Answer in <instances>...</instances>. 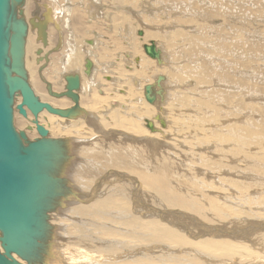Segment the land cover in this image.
Wrapping results in <instances>:
<instances>
[{"label": "rangeland", "instance_id": "rangeland-1", "mask_svg": "<svg viewBox=\"0 0 264 264\" xmlns=\"http://www.w3.org/2000/svg\"><path fill=\"white\" fill-rule=\"evenodd\" d=\"M51 1L52 0H23L22 4L17 7V10L18 12L19 10L22 11V16L19 13L18 16L23 17L28 23V31L25 39L26 41L29 40L32 44V46H30L29 56H31V64L33 65L30 64L28 67L29 69H26L24 62L26 73L34 69L32 70L31 80L33 83L31 82L32 84H30L32 88H34L38 98L40 94H43L45 98H49L48 100H55L57 97L50 96L47 92L46 87L49 90L51 87L49 88L47 86L45 78H48L47 83L49 85L50 83L55 84L54 91L51 89V92H64L66 90L64 87L66 82H64L65 80L62 74L64 73V69L70 71L66 66H71V69L72 64L65 65V68L58 66L61 64L59 59L63 53L56 50L57 54H55L54 49L61 47L62 39L59 42L57 41L59 40L57 38L58 35L55 33L53 26L47 23L48 28L43 29V31L38 28L37 25L36 28L32 27L29 23V20L32 19V23L43 24V21L46 20V9L45 11L43 10L42 4L50 5ZM57 1L65 2L64 8H62L63 10L66 9L69 4L67 2L68 0ZM149 3L150 8H152V14L155 15L153 16L154 23L146 21L150 17L149 12L147 13L146 20L141 18L140 21L136 22L138 26L142 25L140 28L143 29L146 35L140 37L139 35L136 36L134 32V36H131L129 40L127 39L128 41L125 43L126 47L122 49L124 51L122 56L117 57L118 62H120L124 68L122 69L121 66L117 67L115 65L113 70L104 73L99 71L98 74H96V69H93V76L90 79L94 78L96 83L99 81L98 84L102 85L101 87L104 88L102 89V92H104L102 95L99 93L97 86L90 85V80L82 73L84 69V55L81 49L86 48L92 50L93 47L89 46L86 42H84L83 46L79 43L82 48L78 46V54L76 53L78 61L73 68H76V70L78 69L76 73L81 75V86L84 89L80 87L79 90L81 92H76L77 94L80 92L78 94V105L81 100L90 96L92 93L106 99L105 107L103 105L98 108V110L96 109L94 111V118L88 113L86 116H84V113L79 114L76 118L78 123L71 124L75 121L74 119L67 120L54 115L55 118L62 119L59 125H55V122H53L51 126H54V128H52L45 123L46 116L52 114L47 113L44 109L38 113L40 123L44 124L49 130L47 138H52L50 132L52 129L55 131V127H58L57 129L66 136V138L65 136L59 137L63 139L61 140L63 141L61 144L62 149L69 145V148L67 147L66 149L68 151L70 150V153L66 152V157H68L66 158L67 161L65 160L64 154V159H62V161L64 164L66 163L68 171H70V174L72 173V176L75 177V175H79L80 178H83V186L85 189L82 191L85 192V194L89 192L90 195L93 194V189L96 183H98V185L101 186V191L99 190L101 193L97 192L98 195H103L102 192L104 193L103 189L105 188L110 192L114 190L117 195H114L115 197H118L119 194L123 195L121 197H125L124 201L126 205L124 207L126 210H129L124 212L127 213L125 214L127 215L125 218L124 216H119L117 213H114L112 215H107V217L105 216L106 218L89 216L85 217L84 220L81 219V223H84L86 218L89 223V219H91L94 226H88L89 224H86V228H88L89 231L92 229L90 232L95 228V232L93 231L92 233L96 235L94 234L93 237L104 239L103 241L107 238L109 239V235L105 236L104 234L101 236L103 233L98 229H101V224L109 227L111 226L112 231L114 230L113 232L115 233L114 236L117 234V236H113L112 240L114 242H119L120 239L122 241L120 243H123L125 240L124 246L120 248L116 254L112 255L109 252L103 251V246L106 245L105 243H98V241H93V243L92 240H86L83 243L80 240V242L78 241L79 243L75 242L77 240L73 241V239L67 241L61 235L67 234L68 237H71L75 232V228L73 225L71 226V221L69 220L70 223L68 221L69 215L65 212L60 215L57 212L60 210L57 209H55V211L54 209H49V211L46 212L48 230L45 231L44 234H47L51 229L59 232L60 235L56 238L57 248L54 249V252L60 260L63 259L65 261L61 260L62 264H105L109 263L112 259L121 262H114L117 264H264V224H262L264 222V0H151ZM48 5L47 8L49 7ZM61 7L62 6L57 8V10L60 11ZM57 10L53 8V11ZM148 11L150 10L148 9ZM54 15L55 23L59 25L58 22H63V15H65V12H58ZM48 18L50 19V16H48ZM41 31H46V35L49 33V35L52 36L51 38L49 36V40L47 36H45V41L48 42H46L45 45L48 46L49 49L48 47L46 49L45 45L41 43L43 40L40 41L39 33H41ZM63 38L65 39L64 35ZM150 39L154 40L158 46H161L160 48L163 51L162 57H164L162 58V64L150 58L142 49V45L148 43L147 41ZM77 41L79 42L78 39ZM201 41L203 42L201 43ZM71 42L75 44L73 40H71ZM115 42L119 43L118 41ZM132 45L133 48L137 50L136 53H141L142 51L141 56L137 54V56L140 57L139 63L134 61L136 54L132 53ZM26 46L25 43V47ZM120 47L121 45L116 49ZM43 48L44 50H42ZM62 49H64V46ZM41 51H43V56H41ZM110 52L111 51H109V53ZM24 53H27L26 49ZM124 53L130 54L129 57L127 56L129 59L123 57V55H125ZM39 54L40 56H38ZM45 54L48 55V59L51 61L49 64L48 59L47 61L42 59V57L46 56ZM25 59L29 58L24 54V60ZM53 60L57 63L53 64ZM142 61L145 62L144 64L147 67L149 66V68H152V70H146L147 72L144 75L145 78H141L137 75V69L141 68ZM40 63L42 64L40 65ZM129 63H131V65ZM45 64L46 67L48 66L46 68L48 73L46 69L43 70ZM32 66L33 68H30ZM56 68L61 69L57 70ZM119 71L123 74L122 76L119 75ZM149 71L151 72L149 73ZM201 71L203 72L201 77L203 83L197 81ZM33 72L35 73L33 74ZM61 72L62 74L60 75ZM40 73H42V75H44V73H51L49 74L50 80L49 75H44L43 77L39 76ZM157 74H164L165 77L167 76L166 79L169 80H166V83L163 82L166 90L165 106L161 104L162 102H158V105L160 104L162 106L163 111H158V105L157 107L153 106L155 112H162L164 115L162 113L161 115L167 120V126L163 129L164 134L161 135L158 133V138L151 137L157 140L152 139V141L150 140L151 138L145 137L148 142L132 144L129 140H125V134H121L124 133L121 130L119 131L108 127L105 128V124L107 122L109 123L110 114L114 111H117L119 114L122 113L124 116L134 117L130 110H133L131 108L136 103V94L139 95L137 92L141 90L142 96L143 85L154 80L153 77ZM105 75L111 76L118 81H107L106 78H104ZM134 79L138 81L136 84ZM55 81L58 82L55 83ZM34 82H38L40 87H37L36 84L38 83L35 84ZM60 84H62L61 89L63 90L58 88ZM119 88L125 89L128 93H120ZM38 89L41 91H38ZM135 90L136 92H134ZM84 92H89V95L87 96ZM129 92L134 94V98L131 99V102L129 100L131 97L126 95L129 94ZM62 97V99L67 98L66 102L68 100V106L70 104V106L73 105V102H71L72 100L70 101L71 98L68 96ZM40 98L42 97L40 96ZM140 99H144L143 96ZM45 100L48 102L47 99H42V101ZM138 103L139 102H137L136 105L140 104ZM17 104L14 103L13 109V123L15 128L17 130H23L26 129L27 125L33 126L28 121V119H33L30 110L25 108L27 111L26 116L21 115L15 108ZM68 106L66 108H68ZM81 109L83 110V108ZM155 112L154 115L156 114ZM89 118L96 119V121L100 123L98 124L93 119V121H89ZM149 119H153V117ZM138 121L141 125H144L142 119H138ZM154 121L157 122L156 120ZM68 123L69 125L67 127L66 125ZM78 124H82V128L79 127ZM98 126L101 127L99 128ZM158 127H160L159 123ZM64 128L65 131H63ZM143 128L145 129L146 127L143 126ZM246 128L254 130L252 131V135L240 133ZM108 130L109 132L110 130L113 132H110V134L107 133L109 137L106 134ZM145 130L149 131L148 128ZM26 133L30 140L35 136V138L39 137L36 129H33V131L26 130ZM72 140H78L77 142L80 143L74 145L75 142L72 144ZM66 142L68 145H66ZM150 144L151 146H149ZM91 147L95 148V153L94 155H87L88 153H86V151L92 149ZM80 150L82 152H80ZM73 157L75 158L71 160ZM69 161L71 162L68 165L67 162ZM89 163L93 166H90ZM113 164H115V166ZM71 165L72 167H70ZM125 165H129L136 169L138 173L140 171L150 177L156 178V181L157 179H161L163 180V184L158 185V183L155 184L154 182L152 186L156 189L153 187L148 188L140 181L137 176L138 173L133 175L129 171V167L125 168ZM73 170L75 172H72ZM122 173H126L131 177L124 178ZM58 174H60V172L57 170L51 171V175L54 176L52 177L57 178V180H59V186H62L61 188H55L58 189L57 197H63L65 195V197L71 198L73 193L70 190L76 191L72 187H70L72 189L69 190V186L62 184L64 181L62 182V180H60ZM113 182H116V184ZM101 183L103 185H101ZM123 184L124 187H126L125 190L124 187H122L123 190H121L117 189L119 186H114H123ZM157 186L167 190L175 200L171 206L168 205L163 198H160L161 196H159V193L156 191L160 187ZM66 187L68 189L66 190L67 195L69 196L64 194L63 189H66ZM120 190L121 192L118 193ZM69 192L70 194H68ZM78 199H82L81 201L84 203H87L88 200L83 197ZM83 199L86 201H83ZM90 199L91 198H89V200ZM133 216L138 217L140 220L139 224H141L142 221L153 219L160 224L166 225L177 231L183 238L186 237L184 238L186 244L181 243V245L177 238L171 239L165 235H158L157 237L154 235L155 233L151 234V232L146 229L139 228L137 224H135V226L132 223H128L129 220H127V218L129 219L130 217V219H132L134 218ZM71 217L75 218L74 215H71ZM112 219L113 221L115 220L114 223L111 222ZM194 219L203 225H199L197 222L195 223ZM122 220L128 224H123ZM58 224L62 225L61 229L52 226ZM120 224H123V226ZM252 224L255 225L252 226ZM216 228L221 229L218 231ZM254 228L257 232H255ZM96 231L100 234L98 235ZM259 236L261 239H259ZM58 239L60 241H58ZM201 240L205 242L204 244L217 241L219 245H221V243L222 245L217 246V249L213 246L212 248L209 247V249H202L201 247H206L207 245H203V243H198L199 247L196 245L197 242ZM66 241L67 243L71 242V245L67 244ZM195 241L196 243H194ZM63 244L65 245L64 247H62ZM157 245L158 247H155ZM177 245L178 247H176ZM61 248H66V250L61 251ZM115 248L119 247L115 246ZM193 248L195 251L192 250ZM99 249L101 250L99 251ZM184 249L186 252H183L185 251ZM58 251H60V254ZM69 251L72 252V254L74 253L77 257L75 256L74 259L73 254L72 259H70L71 254ZM79 253H81L80 256ZM82 253H84V255Z\"/></svg>", "mask_w": 264, "mask_h": 264}, {"label": "water", "instance_id": "water-1", "mask_svg": "<svg viewBox=\"0 0 264 264\" xmlns=\"http://www.w3.org/2000/svg\"><path fill=\"white\" fill-rule=\"evenodd\" d=\"M22 2L23 0H0V264L38 262L35 243L36 240L42 239L44 232L48 230L46 212L51 208L48 201L52 189L59 187L58 180L52 177L51 171H56V161L61 164L63 154L66 159V146L63 150L56 138H47L49 130L44 124H38V113L44 109L47 113L64 119H76L83 113L84 116L87 115L78 105V94L65 91L53 93L46 87L48 94L54 97H62L65 94L70 96L73 105L64 109L56 108L35 95L24 68L28 23L18 16V13L22 16V11L17 10ZM29 23L32 27L43 26L32 23V19ZM138 34L142 35V31ZM45 36L44 32V42ZM143 49L148 56L160 63V51L155 50L153 41L144 44ZM42 59L47 61L45 57ZM84 68V74L90 76L93 63L88 57L84 59ZM163 77L165 80L166 77ZM163 77L157 75L154 83L144 85L143 96L147 102L152 103L157 95L160 96L163 91L165 93V88H162L160 82L162 80L163 84ZM67 81L70 91L79 90L78 75L67 77ZM15 96L21 98L15 106L17 112L25 116L27 108L32 113L31 123L36 125L39 135L34 140L27 138L24 130H17L14 126ZM155 118L161 127L166 126L167 121L160 115L157 114ZM144 121L151 132L156 131L151 121ZM26 128L31 129L30 125ZM124 138L132 144L147 142L145 137L125 134ZM63 165L64 162L62 168ZM122 176L131 177L128 174Z\"/></svg>", "mask_w": 264, "mask_h": 264}, {"label": "bare ground", "instance_id": "bare-ground-1", "mask_svg": "<svg viewBox=\"0 0 264 264\" xmlns=\"http://www.w3.org/2000/svg\"><path fill=\"white\" fill-rule=\"evenodd\" d=\"M18 2V1H17ZM58 2V1H57ZM70 8V7H69ZM68 8V9H69ZM55 9H56V7H55ZM48 10V9H47ZM52 10V9H51ZM57 10V9H56ZM67 10V9H66ZM70 10V9H69ZM45 11V10H44ZM77 11V10H76ZM82 11V10H81ZM49 13H50V11H49ZM52 13H53V11H52ZM82 13V12H81ZM67 14H69V13H67ZM87 14V13H86ZM48 16H50L51 17V15H49L48 14V12L46 13V20H44L43 21V24H41V25H43L40 29L41 30H43V29H46L45 27H46V24H47V20H50V19H52L51 21H53V18H48ZM55 16V15H54ZM43 17V16H42ZM200 21V20H199ZM188 22V21H187ZM202 23V22H201ZM48 25V24H47ZM56 25V24H55ZM45 26V27H44ZM57 27V26H56ZM67 28V27H66ZM62 29V28H61ZM44 31V30H43ZM43 31H41V33H39L40 34V41L41 40H43L41 43H45L46 44V41L44 42V32ZM62 31H63V29H62ZM140 31H142V30H140ZM46 32V31H45ZM60 32H61V30H60ZM138 33H139V31H138ZM63 34V33H62ZM27 35V34H26ZM139 35V34H138ZM142 35H143V31H142ZM144 35H146V33L144 34ZM148 35V34H147ZM151 35V34H150ZM47 36V35H46ZM144 37V36H143ZM147 37V36H146ZM145 37V38H146ZM200 39H203V38H200ZM54 40V39H53ZM136 40V39H135ZM143 40V39H142ZM142 40H140V41H142ZM39 41V42H40ZM55 41V40H54ZM63 41V40H62ZM151 41H153V43H154V45H155V50H159L160 51V63L159 64H162V58H164V57H162V55H163V51H162V49L160 48L161 46H158L156 43H155V41L154 40H149V41H147L148 43H150ZM53 42V41H52ZM69 42V41H68ZM132 42V41H131ZM130 42V43H131ZM143 42H144V40H143ZM203 41H201V43H202ZM26 47H25V49L27 50V53H24L25 55H26V57L27 58H29V59H25L24 60V62H25V66H26V69H29L28 67L30 66V64H31V56H29L30 55V52H29V50H30V46H32V44H31V42L29 41V40H27L26 42ZM48 43V42H47ZM65 43V42H64ZM70 43V42H69ZM68 43V44H69ZM89 43V42H88ZM135 43V42H134ZM148 43H144V44H148ZM158 43V42H157ZM44 44V45H45ZM53 44H54V42H53ZM70 44H72V43H70ZM89 44H91V43H89ZM115 44H116V42H115ZM143 44V45H144ZM48 45V44H47ZM56 45V44H55ZM54 45V46H55ZM61 45V44H60ZM72 45H74V43L72 44ZM118 46H119V44H117ZM129 45H131V44H129ZM143 45H142V49H143ZM204 45V44H203ZM53 46V45H52ZM75 46V45H74ZM90 46H92V45H90ZM94 46V45H93ZM114 46V45H113ZM117 46V47H118ZM201 46V45H200ZM46 47V49H47V47L48 46H45ZM115 47V46H114ZM113 47V48H114ZM131 47V46H130ZM72 48H74V47H72ZM132 49H133V54H136V57H135V59H134V61H136L137 63H139L140 62V57L139 56H137V54H139L140 56L142 55L141 53H142V51H141V53H136V49L135 48H133V45H132V47H131ZM48 49H49V47H48ZM61 49V48H60ZM71 49V48H70ZM42 50H44V48L42 49ZM55 50V49H54ZM76 49H74V51H75ZM197 50V49H196ZM48 51V50H47ZM70 51V50H69ZM72 52L70 53V52H68L67 54H66V57H64L63 59H62V63H63V65H64V68H65V65H67V64H72V68L76 65V63H77V61H78V58H76L77 56H75L74 54H72L74 51L73 50H71ZM107 51V50H106ZM105 51V52H106ZM110 51V50H109ZM130 51V50H129ZM143 51H144V49H143ZM43 51H41V56H43L42 53ZM61 52V51H60ZM92 52V51H91ZM61 53H64V52H61ZM66 53V52H65ZM103 53V52H102ZM107 53V52H106ZM105 53V54H106ZM111 53V52H110ZM145 53V52H144ZM55 54H57L56 53V51H55ZM71 54H72V56H73V58H71ZM91 54V53H90ZM104 54V53H103ZM112 54V53H111ZM146 54V53H145ZM202 54V53H201ZM62 55V54H61ZM94 55V54H93ZM102 55V54H101ZM147 55V54H146ZM38 56H40V54L38 55ZM48 56V55H47ZM108 56V55H107ZM110 56V55H109ZM126 56H130V54H127ZM144 56V55H143ZM54 57V56H53ZM57 57V56H56ZM58 57H59V55H58ZM150 57V56H149ZM203 57V56H202ZM43 58V57H42ZM47 58V57H46ZM89 58V57H88ZM147 58V57H146ZM150 58H152V57H150ZM197 58H199V57H197ZM35 59V58H34ZM90 59V58H89ZM152 59H155V58H152ZM55 60V59H54ZM53 60V61H54ZM79 60H80V57H79ZM156 60V59H155ZM168 60V59H167ZM202 60V59H201ZM35 61V60H34ZM56 61V60H55ZM53 62V64L54 63H57V62ZM58 61V60H57ZM157 62H158V60H156ZM60 62V61H59ZM59 62H58V64H59ZM165 62V61H164ZM33 63V62H32ZM39 63V62H38ZM145 62H143L142 61V63H141V68L140 69H137V75H139V77H141V78H143L144 77V75L146 74V72L148 71V69L149 70H152V68H149V66L147 67L145 64H144ZM166 63V62H165ZM42 63H40V65H41ZM130 65H131V63H129ZM31 65H33V64H31ZM51 65V64H50ZM140 65V64H139ZM55 66H57V65H55ZM58 66H61V64H59ZM46 67V66H45ZM48 67V66H47ZM46 67V68H47ZM52 67H53V65H52ZM62 67V66H61ZM67 67V69L68 70H70V71H66L65 69H64V73L66 72L67 74H68V76H72V75H74V74H78V73H76V72H78V69L76 70V68H71L70 69V67L71 66H66ZM127 67H129V66H127ZM151 67V66H150ZM30 68H33V66L32 67H30ZM46 68H44L43 70H45ZM55 68V67H54ZM84 68V67H83ZM136 68V67H135ZM164 68V67H163ZM198 68V67H197ZM35 69H36V67H35ZM57 69V68H56ZM58 69H61V68H58ZM57 69V70H58ZM94 69V66H93V68H92V70ZM203 69V68H202ZM32 70H34V69H31V71L29 70V72L27 73V76H28V78L29 79H27L28 80V82H29V84L32 82L31 80H32ZM42 70V71H43ZM131 70V69H130ZM134 70V69H133ZM147 70V71H146ZM42 71H40V72H42ZM36 72V71H35ZM35 72H33V74L35 73ZM46 72H47V69H46ZM52 72V71H51ZM94 72V71H93ZM96 72V71H95ZM98 72L99 71H97V73L96 74H98ZM127 72H128V70H127ZM126 72V73H127ZM130 72V71H129ZM151 71H149V73H150ZM58 73V72H57ZM56 73V74H57ZM63 73V74H64ZM119 73V75H123V74H121V71H119L118 72ZM153 73H155V72H153ZM198 73V72H197ZM196 73V74H197ZM49 74H51V73H49ZM62 74V75H63ZM156 74V73H155ZM173 74V73H172ZM199 74V73H198ZM44 75L45 76H47L48 74H45L44 73ZM44 75H42V73H40V75L39 76H43L44 77ZM53 75V74H52ZM58 75V74H57ZM60 75H61V73H60ZM79 75V74H78ZM92 75V74H91ZM90 75V76H91ZM136 75V76H137ZM151 75H153V74H151ZM157 75H160V76H165L164 74H157ZM156 75V76H157ZM202 75H203V72L201 71V74H199V79L197 80L199 83H203V79H201V77H202ZM90 76H88V77H90ZM95 76H97V75H95ZM127 76V75H126ZM155 76V77H156ZM176 76V75H175ZM35 77V76H34ZM53 77V76H52ZM51 77V78H52ZM57 77V76H56ZM59 77V76H58ZM63 77H65V76H63ZM120 77V76H119ZM155 77H153L154 78V80H151V81H149L150 83H154L155 82ZM167 77V76H166ZM60 78V77H59ZM58 78V79H59ZM91 78V77H90ZM127 78V77H126ZM145 78V77H144ZM152 78V79H153ZM34 79V78H33ZM48 79V78H47ZM55 79V78H54ZM89 79V78H88ZM92 79H94V78H92ZM91 79V80H92ZM99 79V78H98ZM45 80H46V78H45ZM49 80H50V76H49ZM56 80H57V78H56ZM60 80V79H59ZM58 80V81H59ZM66 80V79H65ZM96 80V79H95ZM106 80H111V77L110 76H108L107 77V79ZM115 80V79H114ZM163 80H164V77H163ZM166 80L167 79H165L163 82L164 83H166ZM35 81H37V80H35ZM47 81V80H46ZM67 81V80H66ZM80 81V80H79ZM116 81H118V80H116ZM127 81V80H126ZM167 81H169V80H167ZM65 82V81H64ZM81 82V81H80ZM92 82H93V80H92ZM134 82H135V84L138 82L136 79H134ZM161 82V86H162V88L164 87V83L162 84V80L160 81ZM33 83V82H32ZM31 83V84H32ZM35 84L36 83H38V82H34ZM88 83V82H87ZM93 83H95V81L93 82ZM98 83H99V81H98ZM101 83V82H100ZM124 83H125V81H124ZM127 83V82H126ZM30 84V86H31V88H32V85ZM106 84V83H105ZM146 84H149V83H145L144 85H146ZM50 85H51V89L54 91V86H55V84H52V83H50ZM62 84H60V86H61ZM93 85V84H92ZM128 85V84H127ZM144 85H143V87H144ZM166 85V84H165ZM36 86L37 87H40L39 86V83L38 84H36ZM35 86V87H36ZM57 86V85H56ZM58 87V88H62V86L61 87ZM88 86V85H87ZM100 86H102V85H100ZM65 87V86H64ZM82 87V86H81ZM98 87V86H97ZM143 87H142V96H143ZM83 88V87H82ZM81 88V89H82ZM102 88V87H101ZM133 88V87H132ZM141 88V87H140ZM165 88V87H164ZM163 88V89H164ZM33 89V91H34V88H32ZM59 89V90H60ZM84 89V88H83ZM82 89V90H83ZM87 89V88H86ZM92 89V88H91ZM102 89H104V88H102ZM101 89V90H102ZM134 89V88H133ZM156 89H158L157 87H156ZM61 90H63V89H61ZM66 90H68V92H70V93H73V94H76V93H74L73 92V90L72 91H70V89H66ZM65 90V91H66ZM96 90V89H95ZM38 91H41V90H39L38 89ZM37 91V92H38ZM75 91V90H74ZM78 91H80V90H78ZM78 91H76V92H78ZM89 91V90H88ZM90 91H92V90H90ZM94 91V90H93ZM126 91V90H125ZM132 91V90H131ZM81 92V91H80ZM79 92V93H80ZM83 92V91H82ZM127 92V91H126ZM133 92V91H132ZM134 92H136V90L134 91ZM34 93H35V91H34ZM78 93V94H79ZM85 93V92H84ZM89 93V92H88ZM88 93H85L87 96H88ZM128 93V92H127ZM139 95H137L136 94V97H135V102L137 103V102H139L138 104L139 105H136V103L134 104V106L131 108V109H133V110H130V112L132 113V115L134 116V117H129V116H124L122 113H118L117 111H114V112H112L111 114H110V120H108L109 121V123L107 122L105 125L106 126H104L105 128L106 127H108V128H113V129H116V130H121L122 132H124V133H121V134H127V135H130V136H138V137H149V138H151L152 136L153 137H157L158 138V133H160L161 135L162 134H164V128L167 126V124H166V126L165 127H161L160 126V124H159V126L160 127H158V120L155 118V116L158 114V115H160V117H162L163 119H165L162 115H161V113L162 112H160V113H156L155 112V109L153 108V106H155V107H157V105H158V102L160 103V100H162L163 102L161 103V104H163L164 105V103H165V101H166V90H165V93H164V91H163V93H161V95L159 96V95H157L156 96V99L152 102V103H149V102H147L146 100H145V98H144V96H143V98L144 99H140L142 96H141V90L139 91V92H137ZM83 94V93H82ZM103 94V93H102ZM164 94V95H163ZM35 95H36V93H35ZM110 95V94H109ZM126 95H129V97H131L129 100H130V102L132 101L131 99L132 98H134L133 96H134V94H132V93H130L129 92V94H126ZM40 96L42 97V98H40ZM40 96H39V98H40V100H42V99H49V98H45V95H43V94H40ZM50 96H52V95H50ZM65 96H66V94H65ZM114 96V95H113ZM168 96V95H167ZM67 97V96H66ZM81 97V96H80ZM128 97V96H127ZM63 97H61V98H57V99H55V100H53V99H50V100H48V103H50L52 106H55L56 108L58 107V108H62V109H64V108H66L67 106H68V100H67V102H66V99H62ZM70 98V97H69ZM84 98V97H83ZM184 98V97H183ZM120 99V98H119ZM185 99V98H184ZM128 100V99H127ZM141 100V101H140ZM149 104H147L145 101ZM46 101V100H45ZM70 101H71V99H70ZM134 101V100H133ZM20 102V96H15L14 97V103L15 104H17V103H19ZM72 102V101H71ZM70 102V103H71ZM186 102V101H185ZM184 102V103H185ZM14 103H13V107H14ZM108 103V102H107ZM105 104H106V99H104V98H102V97H99V96H97L96 94H91L90 96H88V97H85L83 100H81V102H79V105H80V107L81 108H83V111H86L91 117L93 116V118H94V111L97 109L98 110V108H100L101 106H103L104 105V107H105ZM200 104V103H199ZM71 105V104H70ZM68 106V107H71V106ZM108 105V104H107ZM152 105V106H151ZM165 106V105H164ZM131 107V106H130ZM160 107L162 108V106L159 104L158 105V111H163V109H161L160 110ZM169 107H170V105H169ZM104 112H106V111H104ZM154 112L156 113L155 115H154ZM40 113V112H39ZM103 113V112H102ZM26 114H27V111H26ZM87 114V115H88ZM163 114V113H162ZM106 115V114H105ZM164 115V114H163ZM26 116V115H25ZM98 117H99V115H98ZM97 117V118H98ZM151 117H153V119L154 120H156L157 122H155L153 119H149V118H151ZM29 118V117H28ZM93 118H89L88 120L89 121H91ZM161 118V119H162ZM62 118H60V119H58V118H55L54 117V115L52 116V115H50V116H46V118H45V123L46 124H48V126H50V127H52V128H54V126H51L52 124H53V122H55V125H59V122H60V120H61ZM64 119V118H63ZM138 119L140 120V119H142L143 121H144V119L145 120H149V121H151V123H152V125H153V127L156 129V131L155 132H151L150 130V132L149 131H147V130H145L147 127L145 126L146 125V123H145V121H144V127H146L145 129L143 128V126L140 124V122L138 121ZM68 120V119H67ZM71 120V119H70ZM75 121L74 122H72L71 124H76V122H77V120L76 119H74ZM84 120V119H83ZM94 120V119H93ZM92 120V121H93ZM98 120V119H97ZM166 120V119H165ZM28 121L31 123V120L30 119H28ZM94 121H96V119L94 120ZM167 121V120H166ZM37 122H38V124H40L41 125V123H40V120H39V118H38V115H37ZM64 122V121H63ZM67 122V121H66ZM80 122H81V120H80ZM84 122V121H83ZM97 122V121H96ZM78 123V122H77ZM86 123V122H85ZM98 123V122H97ZM100 123V122H99ZM98 123V124H99ZM103 123V122H102ZM193 123V122H192ZM196 123V122H195ZM33 126H31L30 125V127H31V129H23V130H25V134H26V136H27V138H28V135H27V133H26V130H30V131H33V129H36V125L35 124H33V123H31ZM64 125H65V122L63 123ZM68 125H69V123L66 125L67 127H68ZM79 125V124H78ZM82 124H80L79 125V127H81L82 128V126H81ZM104 125V124H103ZM28 126V125H27ZM26 126V127H27ZM97 126V125H96ZM201 126H203V125H201ZM236 126V125H235ZM65 127V126H64ZM99 128L101 127V126H98ZM103 127V128H104ZM56 128V130L54 131L53 129H52V131L50 132V136L52 135V138H56V140L57 141H59L61 144L63 143V141H61V140H63V139H60L59 137H62V136H65V135H63V132H61L59 129H57L58 127H55ZM74 128V127H73ZM97 128V127H96ZM177 128V127H176ZM240 128V127H239ZM50 129V128H49ZM98 129V128H97ZM102 129V128H101ZM101 129H99V130H101ZM225 129V128H224ZM62 130V129H61ZM69 130H70V127H69ZM112 130V129H111ZM110 130V132H112ZM166 130V129H165ZM63 131H65V128H64V130ZM86 131H88V130H86ZM102 131H104V130H102ZM252 131H254L253 129L251 130V129H249V128H246V129H244L243 130V132H240L241 134L243 133H246L247 135H252ZM97 132V131H96ZM106 132V131H105ZM104 132V133H105ZM110 132H109V130H108V132H106V134L107 133H109L110 134ZM75 133H77V132H75ZM113 133V132H112ZM219 133V132H218ZM254 133V132H253ZM256 133V132H255ZM90 134V133H89ZM152 134V135H151ZM104 135V134H103ZM176 135V134H175ZM214 135V134H213ZM219 135V134H218ZM239 135V134H238ZM68 136V135H67ZM71 136V135H70ZM75 136V135H74ZM107 136H108V134H107ZM177 136V135H176ZM210 136V135H209ZM36 137V136H35ZM35 137H33L32 138V140H34L35 139ZM109 137V136H108ZM251 137V136H250ZM253 137V136H252ZM65 138H66V136H65ZM94 138H96L95 136H94ZM214 138V137H213ZM242 138H243V136H242ZM249 138V137H248ZM75 139V138H74ZM102 139V138H101ZM108 139V138H107ZM157 140V139H154V138H151L150 140ZM209 139H210V137H209ZM215 139V138H214ZM96 140H97V138H96ZM100 140V139H99ZM152 140V141H153ZM78 141V140H77ZM77 141H74V140H72V144H73V142H75L74 143V145L76 144V143H78ZM94 141V140H93ZM218 141V140H217ZM243 141V140H242ZM148 142V141H147ZM80 143V142H79ZM78 143V144H79ZM86 143V142H85ZM89 143V142H88ZM93 143V142H92ZM107 143V142H106ZM250 143V142H249ZM69 144H70V142H69ZM72 144H70L71 146H72ZM90 144V143H89ZM66 145H68L67 144V142H66ZM94 145V144H93ZM250 145V144H249ZM63 146V145H62ZM69 146V145H68ZM68 146H66V148L68 147ZM80 146V145H79ZM149 146H151V144L149 145ZM64 147V146H63ZM69 148V147H68ZM79 148V147H78ZM92 149H88L87 151H86V153H88L87 155H94V149L95 148H93V147H91ZM140 148H141V145H140ZM64 149V148H63ZM77 149V148H76ZM80 149V148H79ZM144 149V148H143ZM67 150V149H66ZM82 150V149H81ZM80 150V152H82ZM85 150V149H84ZM70 151V150H69ZM68 150L66 151V152H69ZM84 152V151H83ZM135 152H137V151H135ZM70 153V152H69ZM68 154V153H67ZM80 154V153H79ZM85 154V153H84ZM147 154V153H146ZM148 156H149V154H148ZM70 157H72V156H70ZM80 157V156H79ZM87 157V156H86ZM158 157V156H157ZM66 158H68V157H66ZM75 157H73V158H71V160H73ZM162 158V157H161ZM64 159V158H63ZM86 159V158H85ZM66 161H67V159H65ZM69 160V159H68ZM236 160V159H235ZM143 161V160H142ZM241 161V160H240ZM70 162L71 161H69V162H67V164L69 165L70 164ZM75 162H76V160H75ZM80 162V161H79ZM87 162V161H86ZM90 162V161H89ZM250 162V161H249ZM77 163V162H76ZM84 163V162H83ZM235 163V162H234ZM57 164H58V166H57V171H59L60 172V174H58L59 176L58 177H60V180H62V182L64 181V183H62V184H65V186H69V190L70 189H74L76 192H74L73 190H70L73 194H72V197L70 198V197H65V195L62 197L61 195V197H57V195H58V189H55V188H53L52 189V193H51V198L49 199V201H48V204L51 206V208L50 209H54V211H55V209H57V210H60V211H57L60 215H62L64 212L67 214V215H69V219H68V221L70 220L71 221V223H70V221H69V223L71 224V226L73 225V227L75 228V232H74V234L71 236V237H68L67 236V234H62L61 236L62 237H64L67 241H71V239H73V241L74 240H77V241H75V242H78L79 240L83 243V242H85L86 240H92V242L94 241V242H97L98 241V243H105L106 245H104L103 246V251L104 252H109L110 254H112V255H114V254H116V252L118 251V250H120V248H123V246H124V242H125V240H124V242L123 243H120V242H122L120 239H119V242H114L113 240H112V238H113V236H114V230L112 231V228H111V226L109 227V226H106V225H104V224H101V229H98V230H101L102 231V233L103 234H101V236L102 235H104L105 234V236L106 235H109V239L107 240L106 239V237L104 236V238L106 239L105 241H103L102 239H100V238H94L93 236H94V234L92 233L93 231L95 232V228L93 229V231L92 232H90L92 229H90V231L88 230V228H86V224H89L88 226H90V225H93L94 226V224H93V222H92V220L91 219H89V223H88V220H87V218H86V221L84 222V223H81V219H83L84 220V218L85 217H89V216H100V217H102V218H104L105 216L107 217V215H112V214H114V213H117V215H121V216H124V218H125V216H127V215H125V214H127V213H124V212H126V211H129V210H126V208L124 207L125 205H126V203H125V201H124V198L125 197H121V196H123V195H120L119 194V196L118 197H115L114 195H116V192L114 191V190H112L111 192L110 191H107L105 188L103 189L104 190V193L102 192V194L103 195H98V193L97 192H99V190L101 191V186L100 185H98V183H96V185H95V187H94V189H93V194H91L90 195V192L87 194H85V192H83L82 190H84L85 189V187L83 186V183H84V180H83V178H80L79 177V175L77 176V175H75V177L74 176H72V173L70 174V171H68V168H67V165H66V163L63 165V168H62V164H63V161L61 162V164L57 161ZM75 164V163H74ZM81 164V163H80ZM79 164V165H80ZM90 164V163H89ZM92 164H90V166H91ZM114 166H115V164H113ZM142 165V164H141ZM144 165V164H143ZM74 166V165H73ZM90 166H89V168H90ZM93 166V165H92ZM249 166V165H248ZM70 167H72V165L70 166ZM129 167V171L134 175H136L138 172H137V170L136 169H134V168H132V167H130L129 165H125V168H128ZM67 168V169H66ZM78 169V168H77ZM85 169V168H84ZM92 169V168H91ZM251 169V168H250ZM77 171V170H76ZM82 171V170H81ZM90 171V170H89ZM88 171V172H89ZM128 171V172H129ZM72 172H75L74 170L72 171ZM127 172V173H128ZM55 173V172H54ZM57 173V172H56ZM131 173H129V174H131ZM76 174V173H75ZM81 174V173H80ZM85 174V173H84ZM83 174V175H84ZM123 174V173H122ZM126 174V173H125ZM53 176V175H52ZM109 176V175H108ZM137 176L139 177V179H140V181H142L143 182V184L146 186V187H153L154 188V186H152L153 184H154V182H155V184L156 183H158V185H160V184H163V180H161V179H157V181L155 180L156 178H154V177H150L149 175H147V174H145V173H141L140 171H139V173L137 174ZM54 177V176H53ZM81 177H82V175H81ZM124 177V176H123ZM137 177V178H138ZM106 178H107V176H106ZM116 178V177H115ZM253 178V177H252ZM255 178V177H254ZM57 179V178H56ZM105 179V178H104ZM103 180V179H102ZM118 180V179H117ZM116 180V181H117ZM123 180H124V178H123ZM122 180V181H123ZM135 180H137V179H135ZM254 180V179H253ZM119 181V180H118ZM117 181V182H118ZM127 181V180H126ZM138 181V180H137ZM58 182H59V180H58ZM86 182V181H85ZM104 182V181H103ZM130 182V181H129ZM105 183V182H104ZM113 183H115L116 184V182H113ZM112 183V184H113ZM122 183V182H121ZM121 183H118V184H121ZM109 184V183H108ZM126 184V183H125ZM132 184V183H131ZM142 184V185H143ZM233 184V183H232ZM88 185V184H87ZM101 185H103L102 183H101ZM234 185V184H233ZM89 186V185H88ZM100 186V187H99ZM106 186H107V184H106ZM114 186H119V188L117 187V189H121V190H123L122 189V187H124V184H123V186H121V185H114ZM242 186V185H241ZM240 186V187H241ZM62 187V186H61ZM60 186H59V188H61ZM70 187H72V188H70ZM109 187V186H108ZM121 187V188H120ZM130 187V186H129ZM156 187V186H155ZM157 187H160V186H157ZM236 187V186H235ZM238 187V186H237ZM65 188V187H64ZM103 188V187H102ZM150 188V189H151ZM63 189V188H62ZM67 189V187H66V189H63L64 190V194H66L67 195V191L66 190H68ZM87 189H89V188H87ZM111 189V188H110ZM109 189V190H110ZM126 189V187H124V190ZM154 189H156V188H154ZM62 190V191H63ZM121 190L120 191H118V193L119 192H121ZM136 190V189H135ZM246 190V189H245ZM249 190V189H248ZM66 191V192H65ZM88 191H90V190H88ZM158 193H159V196H161L160 198H163V200L168 204V205H170L171 206V204H173L174 202H175V200L171 197V195H170V193L167 191V190H165V189H163V188H159L158 190H156ZM239 191V190H238ZM61 192V191H60ZM76 193V194H75ZM99 193H101V192H99ZM117 193V194H118ZM123 193H124V191H123ZM126 193H128V192H126ZM68 194H70V192L68 193ZM147 194V193H146ZM155 194V193H154ZM253 195V194H252ZM56 196V197H55ZM67 196H69V195H67ZM117 196V195H116ZM127 196V195H126ZM141 196V195H140ZM84 198V199H88L87 200V203H84V202H82L80 199H78V198ZM89 198H91L90 200H89ZM127 198V197H126ZM130 198V197H129ZM83 199V201H86V200H84ZM136 199V198H135ZM247 199H249V198H247ZM80 200V201H79ZM162 200V201H163ZM178 200V199H177ZM261 200V199H260ZM127 201V200H126ZM250 201V200H249ZM146 202V201H145ZM234 202V201H233ZM243 202V201H242ZM134 203V202H133ZM165 203V204H166ZM236 203V202H235ZM135 204V203H134ZM139 204V203H138ZM237 204V203H236ZM264 204V203H263ZM61 206V207H60ZM135 206V205H134ZM192 206V205H191ZM59 209H58V208ZM64 207H65V209H64ZM166 208V207H165ZM238 208V207H237ZM64 209V210H63ZM148 209V208H147ZM134 210H136V209H134ZM146 210V209H145ZM49 211V210H48ZM141 211V210H140ZM150 212V211H149ZM148 212V213H149ZM237 212H239V211H237ZM130 213V212H129ZM47 214V213H46ZM151 214V213H150ZM169 214V213H168ZM243 214V213H242ZM71 215H74V217L75 218H72L71 217ZM152 215H153V213H152ZM48 216H49V218H50V215L48 214ZM130 216V215H129ZM105 217V218H106ZM131 217V216H130ZM130 217H129V219L127 218V220H129L128 221V223H132V224H137L138 226H139V228H141V229H146L147 231H149V232H151V234H153V233H155L154 235H156L157 237H158V235H165V236H168V237H170L171 239H178V241L180 242V244L181 243H184V244H186L185 243V239L184 238H186V237H184L183 238V236L182 235H180L179 233H177V231H175V230H173V229H171V228H169V227H167L166 225H163V224H160V223H158L157 221H155V220H147V221H142V223L141 224H139V222H140V220L138 219V217L137 216H133L134 218H132V219H130ZM185 217V216H184ZM183 217V218H184ZM118 218V217H117ZM120 218V217H119ZM108 219V218H107ZM121 220V219H120ZM131 220V221H130ZM158 220V219H157ZM245 220V219H244ZM47 221V220H46ZM115 221V220H114ZM114 221H113V219L111 220V222L112 223H114ZM117 221V220H116ZM123 221V224H125V225H127L128 223H126V222H124V220H122ZM233 221H235V220H233ZM110 222V223H111ZM184 222V221H183ZM182 222V223H183ZM194 222L196 223L197 221L194 219ZM239 222H240V220H239ZM242 222V221H241ZM245 222V221H244ZM50 223V222H49ZM107 223V222H106ZM120 223V222H119ZM199 225H203L202 223H200V222H197ZM123 224L121 225V226H123ZM190 224V223H189ZM257 224V223H256ZM262 224H264V222L262 223ZM51 225V224H50ZM59 225V224H58ZM58 225H52V226H55V227H58V228H60L61 229V224L58 226ZM172 225V224H171ZM244 225V224H243ZM253 225H255V224H252V226ZM95 226H98V225H95ZM136 226V225H135ZM213 227V226H212ZM220 227H222V226H220ZM238 227V226H237ZM242 227V226H241ZM54 228V227H53ZM91 228H93V227H91ZM136 228H138V227H136ZM135 228V229H136ZM196 228H199V227H196ZM258 228H259V225H258ZM96 229V230H97ZM134 229V228H133ZM189 229V228H188ZM209 229V228H208ZM216 229H218V231L221 229V228H216ZM248 229V228H247ZM119 230V229H118ZM192 230V229H191ZM190 230V231H191ZM254 230H255V228H254ZM260 230V229H259ZM199 231V230H198ZM205 231V230H204ZM208 231V230H207ZM212 231V230H211ZM214 231V230H213ZM217 231V230H216ZM218 231H217V233H218ZM97 233H98V231H96ZM100 232V231H99ZM206 232V231H205ZM226 232V231H225ZM228 232V231H227ZM253 232V231H252ZM255 232H257L256 230H255ZM117 233V232H116ZM222 233V232H221ZM248 233V232H247ZM263 233V232H262ZM75 234H77V235H75ZM100 233H98V235H99ZM184 234V233H183ZM208 234H209V232H208ZM254 234H256V233H254ZM60 234H59V232H57V231H55V230H53V229H51L49 232H47V234H43V238L42 239H40V240H36V243H35V249L37 250V252H36V258H37V261L38 262H36V264H62L61 263V260H63V259H59V257H57V254L54 252L55 250L54 249H56L57 248V244H56V238H57V236H59ZM96 235V234H95ZM210 235H213V234H210ZM216 235V234H215ZM243 235V234H242ZM100 236V237H101ZM115 236H117V234L115 235ZM114 236V237H115ZM225 236V235H224ZM119 237V236H118ZM120 237H121V235H120ZM119 237V238H120ZM218 237V236H217ZM220 237V236H219ZM226 237V236H225ZM246 237V236H245ZM254 237V236H253ZM258 237V236H257ZM102 238V237H101ZM122 238V237H121ZM211 238V237H210ZM248 238V237H247ZM117 239V238H116ZM134 239V238H133ZM256 239V238H255ZM259 239H261L260 238V236H259ZM258 239V240H259ZM123 240V239H122ZM138 240V239H137ZM189 240H190V238H189ZM58 241H60L59 239H58ZM67 241H66V243H67ZM79 241V242H80ZM135 241V240H134ZM134 241H133V243H134ZM188 241V240H187ZM186 241V242H187ZM192 241V240H191ZM247 241H248V239H247ZM61 242H65V241H61ZM78 242V243H79ZM91 242V243H92ZM93 242V243H94ZM240 242V241H239ZM71 243V242H70ZM70 243H67V244H69V245H71ZM90 243V244H91ZM92 243V244H93ZM188 243V242H187ZM194 243H196V241L194 242ZM198 243H203V245H207L206 247L205 246H203V245H200V246H203V247H201L202 249L203 248H205V249H209V247H211L212 248V246L215 248V249H217L216 247L217 246H221L222 245V243H221V245H219V243H217V241L216 242H208V243H206V244H204L205 242L203 241V240H201V241H199V242H197V246H198ZM247 243V242H246ZM245 243V244H246ZM75 244V243H74ZM77 244V243H76ZM81 244V243H80ZM89 244V245H90ZM136 244V243H135ZM191 244V243H190ZM79 245V244H78ZM88 245V246H89ZM182 245V244H181ZM195 245V246H196ZM227 245H228V243H227ZM261 245V244H260ZM65 245L63 244V246L62 247H64ZM66 246H68V245H66ZM85 246V245H84ZM88 246H87V248H88ZM99 246V245H98ZM115 246L116 247H119V248H115ZM127 246V245H126ZM146 246V245H145ZM193 246V245H192ZM226 246V245H225ZM239 246H241V245H239ZM245 246V245H244ZM264 246V245H263ZM81 247V246H80ZM80 247H79V249H80ZM86 247V246H85ZM94 247L96 248V246L94 245ZM155 247H158V245L157 246H155ZM176 247H178V245L176 246ZM199 247V246H198ZM81 248H84V247H81ZM95 248H93V249H95ZM100 248V247H99ZM141 248V247H140ZM144 248V247H143ZM154 248V247H153ZM182 248V247H181ZM180 248V249H181ZM210 248V249H211ZM250 248V247H249ZM62 249V248H61ZM73 249V248H72ZM78 249V248H77ZM98 249V248H97ZM142 249V248H141ZM146 249V248H145ZM150 249V248H149ZM199 249V248H198ZM223 249V248H222ZM226 249V248H225ZM255 249V248H254ZM260 249V248H259ZM58 250V249H57ZM64 250H66V248H63L61 251H64ZM87 250V249H86ZM101 249H99V251H100ZM185 250V249H184ZM187 250H188V248H187ZM189 250H191V249H189ZM192 250H194V248L192 249ZM191 250V251H192ZM211 250H213V249H211ZM246 250H247V248H246ZM74 251V250H73ZM77 251V250H76ZM83 251V250H82ZM129 251V250H128ZM147 251V250H146ZM182 251V250H181ZM195 251V250H194ZM193 251V252H194ZM248 251H249V249H248ZM255 251V250H254ZM257 251V250H256ZM60 251H58V253H59ZM70 252V251H69ZM78 252V251H77ZM80 252V251H79ZM89 252V251H88ZM183 252H186V250L185 251H183ZM190 252V251H189ZM188 252V253H189ZM199 252V251H198ZM64 253V252H63ZM66 253V252H65ZM76 253V252H75ZM203 253V252H202ZM208 253V252H207ZM210 253V252H209ZM60 254V253H59ZM62 254V253H61ZM70 259H72V257H73V254H72V252H70ZM80 254L81 253H79V256H80ZM83 255H84V253H82ZM191 254V253H190ZM67 255H69V254H67ZM78 255V254H77ZM132 255V254H131ZM75 254H74V259H75ZM116 256V255H115ZM176 256V255H175ZM201 256H202V254H201ZM204 256V255H203ZM230 256V255H229ZM77 257V256H76ZM89 257H90V255H89ZM179 257V256H178ZM189 257V256H188ZM205 257V256H204ZM134 258H136V257H134ZM138 259H139V257H138ZM163 259V258H162ZM185 259V258H184ZM208 259V258H207ZM57 260V261H56ZM167 260V259H166ZM219 260V259H218ZM258 260V259H257ZM20 261H22V260H20ZM54 261H56V262H54ZM64 261V260H63ZM174 261V260H173ZM23 263H26L25 261H22ZM65 262V261H64ZM67 262V261H66ZM80 262V261H79ZM108 262V261H107ZM114 262H119L118 260H116V259H112L111 261H109V263H105V264H117V263H114ZM138 262V261H137ZM167 262V261H166ZM104 263V262H103ZM119 263H121V262H119ZM118 263V264H119ZM169 263V262H168ZM173 263V262H172ZM217 263V262H216ZM64 264H66V263H64ZM81 264V263H80ZM139 264V263H138ZM170 264V263H169ZM197 264V263H196Z\"/></svg>", "mask_w": 264, "mask_h": 264}, {"label": "crops", "instance_id": "crops-1", "mask_svg": "<svg viewBox=\"0 0 264 264\" xmlns=\"http://www.w3.org/2000/svg\"><path fill=\"white\" fill-rule=\"evenodd\" d=\"M150 1L151 0H68L67 2L69 4L67 5V10H63L62 8H64L65 2L63 3L62 1L57 2V0H52L50 5L47 4L49 6L48 8L46 4H42V7L43 10L46 9L45 13H49L50 11V18H53V21L50 19L47 23L55 29V33L58 35L57 38L59 39L57 40L58 42L61 40V32L63 29L62 33L65 39L62 38V45L61 47H58V52H66V54L72 52V49H70L71 39L69 36H66L67 31H72V34H74L77 49L78 46L82 48L86 39L92 37L94 39L97 38V45L92 49V52L88 51L86 48L81 49V51L83 50L84 57H90L96 71L104 73L113 70L115 65L117 67L121 66L122 69L124 68V66L118 62L117 57L122 56V53L124 52L122 49L126 47L125 43L131 38V36H134V32L136 34L137 31L143 30L140 28L142 25L138 26L136 22L140 21L141 18L146 20L147 13L149 12L150 17L146 21L154 23L153 16L155 15L152 14V8H150L149 3ZM60 6H62L60 11H53V8L55 9L56 7L57 9ZM148 9L150 11H148ZM58 12H65V15H63V22H58L59 25L55 23L54 20V14ZM45 28H48L47 24ZM65 40L66 45H64ZM67 41L70 43L67 44ZM115 41H118L119 43L116 42L115 44ZM79 43H81L82 46L79 45ZM117 44H119V46L121 45L118 49H116L118 46ZM63 46L64 49H62ZM109 50L113 55H110ZM124 54L123 57L129 59L126 56L128 53ZM107 55L110 56L108 57Z\"/></svg>", "mask_w": 264, "mask_h": 264}, {"label": "flooded vegetation", "instance_id": "flooded-vegetation-1", "mask_svg": "<svg viewBox=\"0 0 264 264\" xmlns=\"http://www.w3.org/2000/svg\"><path fill=\"white\" fill-rule=\"evenodd\" d=\"M54 29V28H53ZM55 30V29H54ZM143 31V30H142ZM63 32V31H62ZM62 32H61V39L63 38V34H62ZM137 35H138V31H137V33H136ZM143 35H144V31H143ZM49 36H50V38L52 37L51 35H49V34H47V39L49 40ZM66 36H69V38L71 39V40H73L74 42H75V36H74V34H72V31L71 32H66ZM140 37H142V35H139ZM151 40V39H150ZM86 41V43L90 46V45H92L91 47H95L96 45H97V42H98V39L96 38V39H94L93 37L92 38H89V39H86L85 40ZM92 41V42H91ZM47 42V41H46ZM91 43V44H89V43ZM69 42L67 41V44H68ZM72 43V42H71ZM73 44V43H72ZM64 45H66V40H65V43H64ZM75 45V46H74ZM74 45H72V46H70V48L74 51V49H76L72 54H74L75 56H76V53H77V51H78V49H77V46H76V43L74 44ZM94 45V46H93ZM46 46V45H45ZM72 47H74V48H72ZM46 48V47H45ZM57 49H55L54 51H56ZM53 51V52H54ZM58 51V50H57ZM88 51H92V50H88ZM72 54H71V58H73V56H72ZM78 54V53H77ZM46 56H45V58H46V60L48 59V56H47V54H45ZM66 55V53H63L61 56H60V59H59V61L61 62V66H62V68H64V65L62 64V59L64 58V57H66L65 56ZM90 55V54H89ZM87 56H85L84 57V59L86 58ZM90 58V57H89ZM51 59V58H50ZM51 61H49V59H48V64L50 63ZM47 64V65H48ZM53 65V64H52ZM45 66H46V64H45ZM46 68V67H45ZM85 70V68L82 70V73L84 74V71ZM48 73V72H47ZM56 74V73H55ZM61 74H62V72H61ZM49 75V74H48ZM54 75V74H53ZM74 75H78V74H74ZM74 75H72V76H74ZM85 76H86V74H84ZM50 76V75H49ZM63 76H65L64 77V80L66 79L67 80V77H69L68 76V74L65 72L64 74H63ZM93 76V70H92V75L90 76V77H92ZM107 75H105L104 76V78L106 77ZM78 77H79V80L81 81V75L79 74L78 75ZM87 78H89L88 80H90L89 81V83H90V85L91 84H93L92 86H98L97 88H98V91H99V93L102 95V93L104 94V92H102L103 90H101L102 88H101V86L98 84V83H93L94 82V79H92L93 80V82H91L92 80L90 79V77H88V76H86ZM111 77V76H110ZM115 78H112L111 77V80H107V81H116V80H114ZM47 80V79H46ZM65 80V88L67 89L68 88V84H67V82L68 81H66ZM46 82V84H47V86L50 88L51 87V85H49L48 83H47V81H45ZM58 81H55V83H57ZM100 86V87H99ZM80 87H81V82H80ZM80 89V88H79ZM51 90V89H50ZM66 92H68V90H66ZM73 92L74 93H76V91H74L73 90ZM119 92L120 93H122V94H125L126 93V91H125V89H123V88H119ZM76 95H77V93H76ZM89 95V94H88ZM66 96H68V94H66ZM86 96V95H85ZM84 96V97H85ZM68 97H70V96H68Z\"/></svg>", "mask_w": 264, "mask_h": 264}]
</instances>
